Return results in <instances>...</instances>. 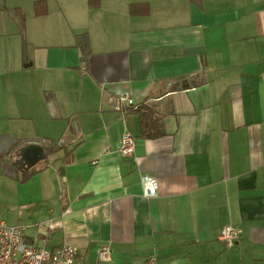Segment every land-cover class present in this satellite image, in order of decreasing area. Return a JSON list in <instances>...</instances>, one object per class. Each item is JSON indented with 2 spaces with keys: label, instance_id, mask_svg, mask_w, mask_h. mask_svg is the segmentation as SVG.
Returning a JSON list of instances; mask_svg holds the SVG:
<instances>
[{
  "label": "crops",
  "instance_id": "crops-1",
  "mask_svg": "<svg viewBox=\"0 0 264 264\" xmlns=\"http://www.w3.org/2000/svg\"><path fill=\"white\" fill-rule=\"evenodd\" d=\"M5 2L0 220L37 246L74 244L75 264H264V0H26L22 43ZM125 89L163 134L114 107ZM28 140L56 164H13ZM225 224L241 228L230 245Z\"/></svg>",
  "mask_w": 264,
  "mask_h": 264
},
{
  "label": "built area",
  "instance_id": "built-area-1",
  "mask_svg": "<svg viewBox=\"0 0 264 264\" xmlns=\"http://www.w3.org/2000/svg\"><path fill=\"white\" fill-rule=\"evenodd\" d=\"M113 105L122 113L138 106L129 89L117 92ZM134 141L133 136L124 133L118 148L120 153L130 155L134 149ZM141 184L144 195L154 194L158 186L156 177L148 173L142 174ZM240 232V227L225 224L220 229L219 237L226 245H230L238 238ZM77 253V247L68 242H62L51 249L37 246L25 236L21 224H7L0 220V264H75ZM97 258L99 261L109 260L108 243H102L97 248ZM145 264H155L154 255H150Z\"/></svg>",
  "mask_w": 264,
  "mask_h": 264
},
{
  "label": "trees",
  "instance_id": "trees-1",
  "mask_svg": "<svg viewBox=\"0 0 264 264\" xmlns=\"http://www.w3.org/2000/svg\"><path fill=\"white\" fill-rule=\"evenodd\" d=\"M98 0H88L89 6H95L97 5ZM34 9L36 14L43 13L45 9V3L44 1H36L34 4ZM14 14L18 17L19 23L21 26L24 25V15L21 12L19 8L14 9ZM82 54L85 55L87 53L86 47H81ZM134 111H138L139 117H140V128H141V135L143 136H158L163 134V128L161 126V122L157 119V117H153V114H151V111L149 108H145L142 105H138ZM58 147L60 145H57ZM54 150L53 146H46L45 147V153L46 155L52 153ZM34 170V169H33Z\"/></svg>",
  "mask_w": 264,
  "mask_h": 264
},
{
  "label": "water",
  "instance_id": "water-1",
  "mask_svg": "<svg viewBox=\"0 0 264 264\" xmlns=\"http://www.w3.org/2000/svg\"><path fill=\"white\" fill-rule=\"evenodd\" d=\"M46 156L44 146L36 140H28L13 153L12 163L28 169Z\"/></svg>",
  "mask_w": 264,
  "mask_h": 264
},
{
  "label": "rangeland",
  "instance_id": "rangeland-1",
  "mask_svg": "<svg viewBox=\"0 0 264 264\" xmlns=\"http://www.w3.org/2000/svg\"><path fill=\"white\" fill-rule=\"evenodd\" d=\"M5 5L7 7V9H5V10L7 11V14L10 15L11 20H12L11 29H13V28L17 29V31H12L11 30V32L9 34L10 40L12 39L11 41L16 40V42H18V43L21 42L22 43L23 38L26 39L25 33H23L22 28L19 27V25H18V21L16 20L17 17L15 16V14L13 12L14 11L13 9H15L17 7L20 10L21 9L23 10V7L26 8V7L30 6L31 4L26 2V0H6ZM22 10H21V12L24 15V22H25V15L27 16V14H25L26 13L25 10H23L24 12ZM30 22H31V20L29 18L27 23L30 24ZM23 28H25V26ZM23 34H24V36H22ZM56 155L58 156V155H60V153L58 151H56L52 155H50V154L47 155L45 160L49 163V165L52 164V166H53V165L56 164L55 157H54Z\"/></svg>",
  "mask_w": 264,
  "mask_h": 264
}]
</instances>
